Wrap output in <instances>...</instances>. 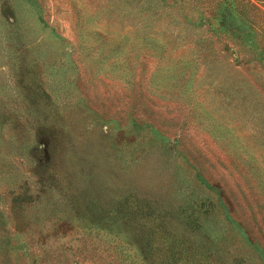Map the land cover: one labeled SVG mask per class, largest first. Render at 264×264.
<instances>
[{"label": "rangeland", "instance_id": "obj_1", "mask_svg": "<svg viewBox=\"0 0 264 264\" xmlns=\"http://www.w3.org/2000/svg\"><path fill=\"white\" fill-rule=\"evenodd\" d=\"M0 264H264V0H0Z\"/></svg>", "mask_w": 264, "mask_h": 264}]
</instances>
